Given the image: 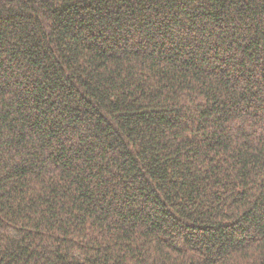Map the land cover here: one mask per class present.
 <instances>
[{
	"label": "trees",
	"instance_id": "1",
	"mask_svg": "<svg viewBox=\"0 0 264 264\" xmlns=\"http://www.w3.org/2000/svg\"><path fill=\"white\" fill-rule=\"evenodd\" d=\"M0 264H264V0H0Z\"/></svg>",
	"mask_w": 264,
	"mask_h": 264
}]
</instances>
